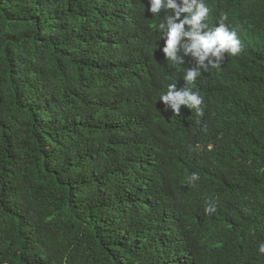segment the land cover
<instances>
[{
	"label": "trees",
	"instance_id": "trees-1",
	"mask_svg": "<svg viewBox=\"0 0 264 264\" xmlns=\"http://www.w3.org/2000/svg\"><path fill=\"white\" fill-rule=\"evenodd\" d=\"M206 2L197 116L147 0H0V264H264V0Z\"/></svg>",
	"mask_w": 264,
	"mask_h": 264
},
{
	"label": "clouds",
	"instance_id": "clouds-1",
	"mask_svg": "<svg viewBox=\"0 0 264 264\" xmlns=\"http://www.w3.org/2000/svg\"><path fill=\"white\" fill-rule=\"evenodd\" d=\"M147 11L151 17H159L155 27L163 41L164 60L174 67L193 61L195 64L185 69L183 86L178 87L179 80L169 84L159 100L176 115L181 106H185L197 116H203L204 98L198 89L193 90L196 80L202 70L219 69L225 54L232 57L241 54L242 44L237 32L225 23L226 14H222L215 25H209L211 9L206 0H147ZM186 57L189 58L187 62ZM198 179L197 173L189 177L190 182ZM215 210L213 205L205 209L207 213ZM258 252L264 255V243L259 245Z\"/></svg>",
	"mask_w": 264,
	"mask_h": 264
}]
</instances>
